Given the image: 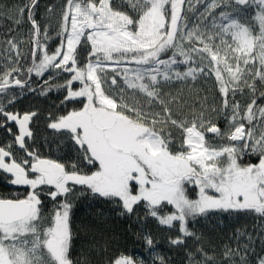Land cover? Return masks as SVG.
Listing matches in <instances>:
<instances>
[{
    "label": "snow or ice",
    "instance_id": "snow-or-ice-1",
    "mask_svg": "<svg viewBox=\"0 0 264 264\" xmlns=\"http://www.w3.org/2000/svg\"><path fill=\"white\" fill-rule=\"evenodd\" d=\"M185 2L135 0L131 11L136 14L129 15L114 10L110 0H66L59 33L63 39L52 53L39 39L41 29L32 11L36 0L16 9L17 24L27 12L34 47L28 79L22 80L18 45L14 37L8 40L17 56L13 66L0 73V94L7 102H0V127L13 141L0 146V171L10 174L11 185L29 190L23 198H0V264H75L68 198L76 186L118 203L121 214H134L143 205L159 225L178 231L170 238L173 246H184L186 238L195 235L189 222L210 212L264 217V107H256L255 98L257 83L264 84V0H230L225 7L231 10H221L218 23L214 17V32L207 25L203 30L199 25L189 29L187 16L182 15ZM220 4L224 0H214L210 7ZM253 6L250 22L242 23V14ZM81 45L89 48L86 61L78 59ZM132 63L135 68L127 67ZM108 67L117 75L121 70L127 88L142 93L146 103H124L123 89L119 103L109 95L103 87ZM53 70L68 74L57 85L66 91L65 101L82 106L52 119L48 127L70 137L86 165L95 169L90 173L76 164L66 168L30 150L29 125L37 114L7 110L16 99L10 87L34 91L28 82L32 75L43 79L47 74L51 79ZM201 75L214 76L218 84L226 129L202 115L190 121L174 119L170 104L175 99L162 96L160 89L172 80H195ZM116 84L113 76L111 85ZM245 89L253 99L242 109L235 97L246 94ZM260 98L264 99V92ZM167 125L180 130L179 146L172 132L164 131ZM13 144L25 152V158L16 159ZM248 154L256 155L258 162L243 164L241 158ZM189 186L198 189L197 198L189 196ZM45 194L53 201L46 221ZM144 242L149 250L155 248L150 234ZM224 255L243 261L248 246L243 253L239 247L228 248ZM188 256L191 264L211 261L202 248ZM110 264L138 262L120 255ZM160 264H165L162 257ZM256 264H264V255L257 257Z\"/></svg>",
    "mask_w": 264,
    "mask_h": 264
},
{
    "label": "trees",
    "instance_id": "trees-1",
    "mask_svg": "<svg viewBox=\"0 0 264 264\" xmlns=\"http://www.w3.org/2000/svg\"><path fill=\"white\" fill-rule=\"evenodd\" d=\"M31 2L32 0H0V51L9 46L8 40L13 37L17 44L20 42L24 21L20 24L16 23V20L20 18L16 9L30 6ZM213 2L214 0H186V8L182 11V15L187 16L189 29L199 25L203 30L207 25L209 31H216L212 28L214 17L218 23L220 11L231 9L225 7L230 0H224V4L215 8L210 7ZM216 2L219 3V0ZM110 3L114 10L123 11L129 15L136 14L131 11L135 0H111ZM65 7L66 0H36V5L32 9L34 19L41 29L39 39L47 46L49 53L54 52L63 39L59 33L61 15ZM254 10L255 6L247 13H243L241 22L249 23ZM23 16L29 46L17 65L24 70L19 76L22 80L28 79L26 70L32 65L31 51L34 47L31 22L27 18V12ZM45 31L47 37H45ZM88 52L87 45L78 46V59L86 61ZM127 67L135 68L136 65L132 63ZM184 67L181 66L180 70L183 71ZM67 75V73L58 74V70H53L51 79L47 74L41 79L33 74L28 82L34 91L28 88H10V92L15 95L16 99L14 104L7 107V110L20 114L30 112L37 114L32 120L33 137L27 141L30 150L35 151L41 158L63 163L66 168L70 169L72 164H76L80 171L90 173L95 169L86 165L77 150L78 147L69 144L58 131L48 127L52 119L82 106L78 101H65L66 91L57 87L65 82ZM15 76L14 73L13 77ZM46 80L47 83H45ZM249 82L251 83V80ZM78 86L77 83L75 87ZM109 86L103 85L109 95L117 98L118 103L121 89H123L124 103L128 105L146 103L142 93L127 88L121 82L118 85ZM43 91H46V94H42ZM160 91L164 99L169 101L175 99L176 102L170 104L174 119L190 121L193 117L202 115L217 123L221 128H227L222 111V99L214 76L201 75L195 80L191 78L183 81L172 80ZM261 92H264V84L258 82L255 94L256 107H264V99L260 98ZM245 93H237L235 97L242 109L253 99L251 92L245 89ZM0 102L7 103L3 94H0ZM155 110L159 111V108ZM178 130L171 125L164 128L165 132H172L177 146L180 142L179 134L176 133ZM13 131H16L15 126H13ZM12 141L13 137L6 128L0 127V146H7ZM12 151L17 160L25 158L23 152L19 151L15 144L12 146ZM241 162L243 164L257 163L258 158L254 154H248L241 158ZM9 180L10 176L0 171V198H16L17 196L23 198L29 189L26 186L11 185ZM68 199L72 205L70 213L73 237L71 258L75 264H110L120 255L130 256L138 264L141 261L144 264H160L161 257L165 264H191L188 254L196 253L197 249L201 248L211 257L210 264H256L257 257L264 255V217L255 213L210 212L207 217L199 216L189 222V230L195 235L186 238L184 246H173L169 241L170 238L179 235L178 231L175 228L169 229L159 225L156 219L148 215L143 205H140L134 214H121L122 209L118 203L95 196L82 186H76L74 193ZM42 200L44 202L43 216L46 221L52 214L53 201L46 194L42 196ZM167 211L168 208L165 209V212ZM42 223L47 226L46 222ZM146 234H150L155 242L153 250H149L144 242ZM245 246H248V255L243 261L239 256L232 259L224 255L228 248L237 249L239 247L243 253ZM200 259L202 260L203 257Z\"/></svg>",
    "mask_w": 264,
    "mask_h": 264
},
{
    "label": "rangeland",
    "instance_id": "rangeland-1",
    "mask_svg": "<svg viewBox=\"0 0 264 264\" xmlns=\"http://www.w3.org/2000/svg\"><path fill=\"white\" fill-rule=\"evenodd\" d=\"M110 2H111V0H110ZM185 8H186V3L182 6V11H184ZM21 21L22 22L24 21L23 25H24V29H25L26 27H25V17L24 16H23ZM54 22H56V21H54ZM24 29L22 31V38L20 39V42L17 44L21 58H22L23 53L25 54L26 49L29 46V40H28L27 34L25 32L26 29L25 30ZM190 29H192V28H190ZM187 43H188L187 41L184 42L185 47H188ZM16 56H17V52L15 50H10L9 46L6 47V49L0 51V73H3L5 68H10L13 66L12 61H14L16 59ZM21 58H20L19 62L21 61ZM180 59H182V58H180ZM131 68H133V67H131ZM118 71H120L119 75H117L116 72H113L111 67H108L105 69L106 77H107V83H106L107 85H111V79L113 76H115V78H116V81H117L116 85H118L120 82L122 84H124L123 73L119 69H118ZM112 86H115V85H112ZM176 133H178L179 137H180V130H178ZM197 195H198V189H195L194 186H189V196L190 197L192 196L191 198L195 199V198H197Z\"/></svg>",
    "mask_w": 264,
    "mask_h": 264
},
{
    "label": "flooded vegetation",
    "instance_id": "flooded-vegetation-1",
    "mask_svg": "<svg viewBox=\"0 0 264 264\" xmlns=\"http://www.w3.org/2000/svg\"><path fill=\"white\" fill-rule=\"evenodd\" d=\"M79 87V86H78ZM70 102H72V101H70ZM33 131V130H32ZM60 133V136L62 137H65L66 138V140L69 142V144H71V145H74L75 146V143L70 139V137L68 136V135H66V134H62L61 132H59ZM32 139V138H31ZM28 141V140H27ZM73 146V147H74ZM78 147V146H77ZM19 150V149H18ZM19 151H22L23 152V154L25 155V152L23 151V150H19ZM51 160V159H50ZM55 161V160H54ZM58 162V161H57ZM60 163V162H59ZM4 173V172H3ZM4 174H6V173H4ZM7 176H10V174H6Z\"/></svg>",
    "mask_w": 264,
    "mask_h": 264
},
{
    "label": "water",
    "instance_id": "water-1",
    "mask_svg": "<svg viewBox=\"0 0 264 264\" xmlns=\"http://www.w3.org/2000/svg\"><path fill=\"white\" fill-rule=\"evenodd\" d=\"M10 88H17V87H10ZM29 127L31 128L32 130V122L30 123ZM16 128V127H15ZM33 132V131H32ZM30 140V139H28ZM17 149H19V147L17 145H15ZM20 150V149H19ZM44 159H48V158H44Z\"/></svg>",
    "mask_w": 264,
    "mask_h": 264
}]
</instances>
